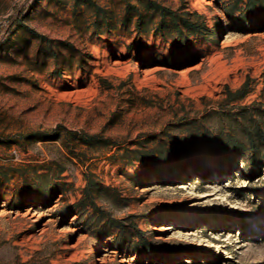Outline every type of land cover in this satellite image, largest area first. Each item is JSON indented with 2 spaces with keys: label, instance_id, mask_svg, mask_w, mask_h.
I'll return each mask as SVG.
<instances>
[{
  "label": "rangeland",
  "instance_id": "374dc122",
  "mask_svg": "<svg viewBox=\"0 0 264 264\" xmlns=\"http://www.w3.org/2000/svg\"><path fill=\"white\" fill-rule=\"evenodd\" d=\"M13 20L0 264H264V162L250 171L240 116L264 110L259 6L0 0Z\"/></svg>",
  "mask_w": 264,
  "mask_h": 264
},
{
  "label": "trees",
  "instance_id": "16d2710c",
  "mask_svg": "<svg viewBox=\"0 0 264 264\" xmlns=\"http://www.w3.org/2000/svg\"><path fill=\"white\" fill-rule=\"evenodd\" d=\"M238 1H244V0H238ZM247 1L248 8L254 12L256 6L260 7V10L264 12V0H245ZM161 10V17L164 19L167 17V14L165 13L164 9ZM170 11V10H169ZM224 12L229 16V10L224 9ZM196 16H199L198 13H195ZM171 20L175 23L177 26V15L176 12L170 11L169 15ZM14 24V20L10 22L8 25L1 27L2 29V37L6 38L9 34V30ZM185 24L188 28H194V23H191L189 21H185ZM178 28V26H177ZM247 84H245L241 89L237 91L236 97H233V99L236 98V100L243 99L247 94ZM254 114L248 116L247 112H241L240 116L247 122V127L243 129V133L247 140V146L250 148L252 155L249 158V161L251 163L250 171H255V166L257 162V153H261V159L264 162V110H257L253 112ZM222 160V159H221ZM186 245V243H184Z\"/></svg>",
  "mask_w": 264,
  "mask_h": 264
},
{
  "label": "bare ground",
  "instance_id": "6f19581e",
  "mask_svg": "<svg viewBox=\"0 0 264 264\" xmlns=\"http://www.w3.org/2000/svg\"><path fill=\"white\" fill-rule=\"evenodd\" d=\"M220 16H222V14H220ZM196 235V232H195V230H193V229H190V230H187V231H185L184 232V236H187V238L186 239H184V242H190V240L193 238V236H195Z\"/></svg>",
  "mask_w": 264,
  "mask_h": 264
}]
</instances>
